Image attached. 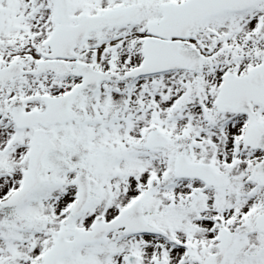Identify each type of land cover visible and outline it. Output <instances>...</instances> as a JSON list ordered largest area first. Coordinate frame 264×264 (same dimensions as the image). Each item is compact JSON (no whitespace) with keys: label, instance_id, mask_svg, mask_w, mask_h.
Instances as JSON below:
<instances>
[{"label":"snow or ice","instance_id":"snow-or-ice-1","mask_svg":"<svg viewBox=\"0 0 264 264\" xmlns=\"http://www.w3.org/2000/svg\"><path fill=\"white\" fill-rule=\"evenodd\" d=\"M0 264H264V0H0Z\"/></svg>","mask_w":264,"mask_h":264}]
</instances>
